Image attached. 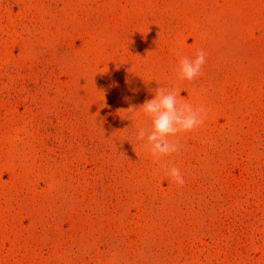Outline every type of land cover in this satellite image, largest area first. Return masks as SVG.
I'll return each instance as SVG.
<instances>
[{
  "label": "rangeland",
  "instance_id": "374dc122",
  "mask_svg": "<svg viewBox=\"0 0 264 264\" xmlns=\"http://www.w3.org/2000/svg\"><path fill=\"white\" fill-rule=\"evenodd\" d=\"M159 87L207 115L157 161ZM0 264H264V0H0Z\"/></svg>",
  "mask_w": 264,
  "mask_h": 264
},
{
  "label": "clouds",
  "instance_id": "9594fccd",
  "mask_svg": "<svg viewBox=\"0 0 264 264\" xmlns=\"http://www.w3.org/2000/svg\"><path fill=\"white\" fill-rule=\"evenodd\" d=\"M205 57L206 53L198 50L193 58H181L177 69L180 79L191 81L200 75L205 64ZM177 95L174 89L159 87L154 90L153 98L146 99L139 107L145 115L151 117V127L140 128L137 138L140 140L146 138V147L157 161L163 156L176 153L179 134L190 132L202 125L207 115L203 105L194 107L190 103L178 100ZM127 110L126 119L132 120L137 109L129 107ZM165 170L177 185L182 186L185 183L177 166H166Z\"/></svg>",
  "mask_w": 264,
  "mask_h": 264
}]
</instances>
